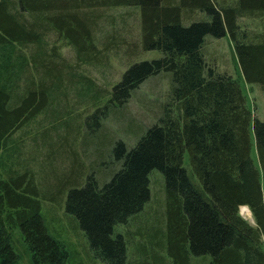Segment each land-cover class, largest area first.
I'll return each mask as SVG.
<instances>
[{"label": "trees", "instance_id": "obj_1", "mask_svg": "<svg viewBox=\"0 0 264 264\" xmlns=\"http://www.w3.org/2000/svg\"><path fill=\"white\" fill-rule=\"evenodd\" d=\"M17 2L18 7H13L12 2L0 0V45L6 47L7 56L15 44L32 45L35 71H30L25 53L20 52L25 71L21 74L28 78L21 95L12 85L17 73L9 63L0 64V152L12 147L8 144L12 133L44 111L61 91L62 67L67 64L55 46L48 48V35L56 34L75 49L79 60L89 62L98 48L97 10L137 6L144 48L163 55L132 63L109 98L85 120L94 150L119 165L109 179L100 181L91 171L80 183L83 166L76 163L74 168H43L39 182L33 171L0 179V264L20 258L14 228L21 230L33 264H66L68 251L49 232L39 199L43 193L59 195L65 190V209L85 231L94 253L108 264H126L128 241L117 227L150 200L155 169L163 174L166 249L176 263L187 264L192 255L209 254L210 264H264V196L260 170L252 157L255 139L264 174V121L247 104L239 79L217 72L203 52L206 35L220 37L228 31L245 78L264 89V32L250 40V33L239 23L243 16L264 15V0H236L228 5L217 0ZM196 10L203 14L201 19H184ZM160 72L171 73L172 84L158 121L132 147L122 140L105 147L107 140L98 134L103 119ZM63 141L52 149L57 158L66 160L72 152ZM187 150L191 173L184 163ZM243 205L249 206L256 224L240 213ZM156 233L160 239L161 228Z\"/></svg>", "mask_w": 264, "mask_h": 264}, {"label": "rangeland", "instance_id": "obj_2", "mask_svg": "<svg viewBox=\"0 0 264 264\" xmlns=\"http://www.w3.org/2000/svg\"><path fill=\"white\" fill-rule=\"evenodd\" d=\"M8 1L12 2L13 7H18L17 0ZM217 1L228 5L236 0ZM24 16L30 18L29 13H25ZM202 17L203 14L196 10L184 19L192 21ZM96 20L94 40L98 48L96 55L94 54V58L89 62L79 60L75 49L64 40H60L56 34L46 37L48 48L55 46L61 60L67 64L62 67L65 75L62 77V88L44 111L31 117L12 133L8 141L12 147L0 152V179L9 178L11 173L33 171L35 179L39 182L44 173L43 168L46 167L47 170L53 167L66 169L73 166L74 168L76 163L83 166L80 183L84 182L86 175L91 171L100 181H106L119 167L117 163L111 161V157H104L94 150L90 142L92 135L85 120L97 105L103 104L109 98L113 86L121 80L123 73L132 63L161 57L163 53L157 49L144 48L142 13L137 6L100 7L97 10ZM239 23L241 29L250 33V40H257L255 36L264 32V15L243 16L239 18ZM5 48L0 45V64L9 63L13 72L17 73L18 76L13 79L12 85H16L15 93L22 95L28 78L27 74H21L25 71L24 68L21 69L22 61L18 54L25 53L27 65L34 73L32 59L34 47L15 44V50L13 53L8 52V56ZM203 52L208 64L217 72L229 73L239 79L247 104L254 114L264 121V89L259 83H251L245 78L230 33L227 31L220 37L206 35ZM171 84L169 72L152 75L133 91L124 104L110 112L99 125L98 131V134L107 140L105 147L110 148L117 140H122L132 147L145 130L158 121L163 106L169 100ZM63 140L67 142V147H70V153L72 152L70 157L66 154V160L57 158L55 150L52 149L54 144L58 146V142L61 143ZM50 141L53 145H50ZM11 148H15L12 149L13 152L10 151ZM189 156L187 150L184 163L191 173ZM252 157L260 170L264 196V174L255 139L252 145ZM61 193L59 195L53 192H47V195L43 193L39 199L49 232L60 240L68 251L66 264H108L94 253L85 231L66 211L67 191ZM240 213L251 224H256L249 207L245 210L241 207ZM166 221L163 174L155 169L151 175L150 200L140 213L117 227L128 241L126 264H183L176 263L167 252ZM157 228L162 230L159 235L161 240L156 233ZM13 235L20 252V258L13 264H33L21 230L14 228ZM211 259L212 256L209 254L192 255L187 264H210Z\"/></svg>", "mask_w": 264, "mask_h": 264}, {"label": "bare ground", "instance_id": "obj_3", "mask_svg": "<svg viewBox=\"0 0 264 264\" xmlns=\"http://www.w3.org/2000/svg\"><path fill=\"white\" fill-rule=\"evenodd\" d=\"M241 207L245 210V209H248L249 206L247 207V205H243V206H241ZM250 210H251V209H250ZM254 219H255V218H254Z\"/></svg>", "mask_w": 264, "mask_h": 264}]
</instances>
